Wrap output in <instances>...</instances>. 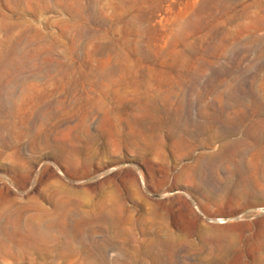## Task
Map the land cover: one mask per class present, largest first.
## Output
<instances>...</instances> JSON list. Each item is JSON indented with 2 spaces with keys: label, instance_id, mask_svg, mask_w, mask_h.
I'll return each mask as SVG.
<instances>
[{
  "label": "rangeland",
  "instance_id": "1",
  "mask_svg": "<svg viewBox=\"0 0 264 264\" xmlns=\"http://www.w3.org/2000/svg\"><path fill=\"white\" fill-rule=\"evenodd\" d=\"M0 120V264H264V0H0Z\"/></svg>",
  "mask_w": 264,
  "mask_h": 264
},
{
  "label": "bare ground",
  "instance_id": "2",
  "mask_svg": "<svg viewBox=\"0 0 264 264\" xmlns=\"http://www.w3.org/2000/svg\"><path fill=\"white\" fill-rule=\"evenodd\" d=\"M64 7H65V6H64ZM64 7H63V8H64ZM5 31H6V30H5ZM6 32H7V31H6ZM7 43H8V42H7ZM1 74H2V73H1ZM0 121H1V120H0ZM2 121H3V120H2ZM245 184H246V183H245Z\"/></svg>",
  "mask_w": 264,
  "mask_h": 264
}]
</instances>
